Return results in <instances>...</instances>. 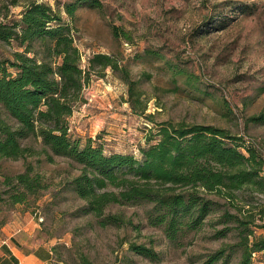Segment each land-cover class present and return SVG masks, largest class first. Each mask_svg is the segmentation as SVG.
Segmentation results:
<instances>
[{"label": "rangeland", "instance_id": "374dc122", "mask_svg": "<svg viewBox=\"0 0 264 264\" xmlns=\"http://www.w3.org/2000/svg\"><path fill=\"white\" fill-rule=\"evenodd\" d=\"M29 1L0 0V21L20 19ZM37 1L70 22L83 67L94 53L108 54L134 83L128 85L121 70L107 68L102 79L93 76L84 89L86 103L69 118L74 135H100L107 149L138 155L143 137L157 124L213 125L256 144L264 155V124L249 121L264 112V0H95L78 8L71 20L62 5L78 0ZM34 49L41 51L38 45ZM12 51L0 43V55ZM169 64L183 73L174 75ZM134 91L139 102L130 96ZM134 102L144 114L133 110ZM22 143L29 149L25 160H0V194L12 189L3 177L23 172L26 165L45 188L25 204L3 203L0 222L33 218L41 235L54 242L51 264H203L238 241L234 233L215 238L216 231L230 226L218 223L222 210L175 241L150 221L149 203H112L104 217H116L118 223L103 225L102 218L80 211L86 202L71 184L81 173L78 165L64 157L50 160L37 138ZM253 229L264 237L263 229ZM132 245L151 249L155 258L136 253ZM236 263L233 253L229 264ZM253 264H262L259 256Z\"/></svg>", "mask_w": 264, "mask_h": 264}, {"label": "trees", "instance_id": "16d2710c", "mask_svg": "<svg viewBox=\"0 0 264 264\" xmlns=\"http://www.w3.org/2000/svg\"><path fill=\"white\" fill-rule=\"evenodd\" d=\"M95 2L78 0L62 6L71 20L83 4ZM0 43L13 47L9 56L0 55V160H25L29 149L23 140L37 138L50 160L64 157L80 168L71 184L86 202L80 209L83 214L102 218L103 225L117 224L116 217H104L108 205L149 203L150 221L163 226L171 241L200 229L210 215L222 210L218 223L230 226L216 231L215 238L234 233L238 241L203 264H229L233 253L236 264H253L255 256L264 264V237L253 231L264 230V155L256 144L213 125L163 122L143 137L138 155L111 151L100 135H74L69 118L86 103L84 89L93 76L102 79L107 68L121 70L123 80L134 86L115 57L94 53L83 67L70 22L37 0L26 4L20 19L0 21ZM35 45L41 51L36 52ZM169 66L174 75L183 73ZM131 95L139 102L135 91ZM132 108L144 114L145 108L135 102ZM249 121L264 124V112ZM3 183L12 189L0 194V208L6 202L25 204L45 188L29 165L14 176H4ZM245 193L249 200L245 201ZM228 207L235 213L225 210ZM256 220L261 223L256 225ZM4 225L0 222V228ZM131 248L151 259L156 256L142 245Z\"/></svg>", "mask_w": 264, "mask_h": 264}, {"label": "crops", "instance_id": "0c3cea01", "mask_svg": "<svg viewBox=\"0 0 264 264\" xmlns=\"http://www.w3.org/2000/svg\"><path fill=\"white\" fill-rule=\"evenodd\" d=\"M33 218H16L0 228V264H51L54 242L38 230Z\"/></svg>", "mask_w": 264, "mask_h": 264}]
</instances>
